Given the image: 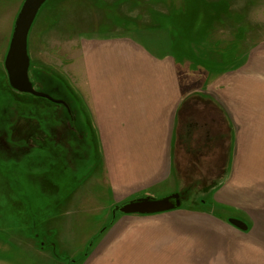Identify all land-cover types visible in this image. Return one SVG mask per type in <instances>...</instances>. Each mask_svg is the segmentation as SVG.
<instances>
[{
  "label": "rangeland",
  "instance_id": "374dc122",
  "mask_svg": "<svg viewBox=\"0 0 264 264\" xmlns=\"http://www.w3.org/2000/svg\"><path fill=\"white\" fill-rule=\"evenodd\" d=\"M23 1L0 0V259L6 264H70L87 255L104 228L107 211L97 207L106 210L108 198L101 187L90 184L92 180L69 196L66 213L53 221L62 200L74 188L72 176L82 180L93 172L97 161L90 119L77 85L82 73L81 46L95 36L132 40L154 56L171 57L180 87L190 95L186 102L197 103L202 94V99H208L207 106L223 113V122L217 126L223 145L206 147L203 157H192L195 164H177L183 168L176 189L180 196L177 210L198 215L191 217V235L207 233L196 222L213 220L211 231L215 233L210 235L223 231L231 242L235 232L228 228V219L250 224L252 219L264 218V132H258L263 128L252 123L253 129L236 132L225 116L232 102L242 118L247 112L263 113L264 0H51L38 12L28 34V77L35 91L64 101L68 109L8 86L3 62ZM211 92L221 93L222 99ZM69 110L79 137L66 127L71 122ZM206 111L201 122L210 127ZM25 123L36 127L29 143L36 142L33 133H43L46 149L25 147L29 143L12 136L14 127ZM56 129L62 135L58 139ZM236 140L253 141L254 147L247 150L255 155L234 190L230 175ZM174 150L182 161L181 150L176 146ZM93 180L102 184L99 173ZM50 182L58 183L61 190L50 187ZM87 186L89 190L82 191ZM100 190L102 196L97 195ZM216 192L224 194V202ZM41 223H49L46 228L51 225L52 235L45 242L54 243L55 248L49 246L43 252L27 243L7 242L10 234H39Z\"/></svg>",
  "mask_w": 264,
  "mask_h": 264
},
{
  "label": "crops",
  "instance_id": "0c3cea01",
  "mask_svg": "<svg viewBox=\"0 0 264 264\" xmlns=\"http://www.w3.org/2000/svg\"><path fill=\"white\" fill-rule=\"evenodd\" d=\"M81 52L82 73L77 78L78 93L90 119L97 161L93 172L82 180L72 176L75 177L74 188L62 200L58 207L60 212L53 221L66 213L69 201L71 205L69 196L90 180V184L105 191L108 204L105 205L106 210L97 207L103 213L107 211V215L102 232L96 235L97 240L92 243L93 247L85 257L69 263L264 264V218L252 219L250 224L247 223L246 232L229 226L235 232L231 242L226 241L229 236L223 235V231L211 236L215 233L211 231L213 220L196 222L209 234L191 235V217L198 215L177 209L155 215L115 213L111 225H107L113 207L138 198H162L178 193L176 189L180 188L183 168L177 164L185 162L192 165V157H203L201 153L206 147L216 149L223 145L221 132L217 134V126L223 122V113L216 106H207L208 99H202L205 96L202 94L198 95V104L186 102L190 95H185L180 87L175 61L166 55L154 56L135 41L95 36L82 44ZM236 80L237 76L230 86L233 87ZM211 93L220 100L221 93ZM224 95L227 96L226 93ZM230 99L233 100L232 97ZM230 104L225 115L226 122L234 125L236 132L253 129L252 123L263 128L258 132H264V109L263 113L257 115L247 112L246 117L244 115L242 118L236 109L237 104ZM205 110L212 123L210 127L201 122ZM175 146L181 150L182 161L177 159ZM251 147H254L251 140H236L230 175L231 189H238V183L247 175V164L254 161L255 152L247 150ZM36 148L43 151L46 146L39 142ZM195 159L197 161L198 158ZM97 173L101 178L100 186L97 180H93ZM49 186L61 190L58 183L53 185L50 182ZM85 190H89V187L82 191ZM217 192L221 201L217 199L224 202V194ZM97 195L102 196L101 190ZM238 200L241 198L237 197ZM45 224L39 225L37 235L10 234L7 242L19 245L27 243L35 251L47 252L50 244L45 239L52 235V230L51 225L46 228ZM51 246L56 247L52 242ZM0 264L6 262L0 259Z\"/></svg>",
  "mask_w": 264,
  "mask_h": 264
},
{
  "label": "water",
  "instance_id": "95a60500",
  "mask_svg": "<svg viewBox=\"0 0 264 264\" xmlns=\"http://www.w3.org/2000/svg\"><path fill=\"white\" fill-rule=\"evenodd\" d=\"M45 2L46 0L23 1L13 24L3 66L10 89L17 93L42 98L55 104H63L62 101L53 100L48 95L35 91L28 77L30 60L27 53V38L36 16ZM179 207L180 196L178 193H173L162 198L143 197L114 207L112 218L115 213L122 215H155L171 212ZM227 222L242 232H245L248 228L246 223L238 219L230 218Z\"/></svg>",
  "mask_w": 264,
  "mask_h": 264
},
{
  "label": "flooded vegetation",
  "instance_id": "af4514ba",
  "mask_svg": "<svg viewBox=\"0 0 264 264\" xmlns=\"http://www.w3.org/2000/svg\"><path fill=\"white\" fill-rule=\"evenodd\" d=\"M54 100V99H53ZM57 101H61V100H57ZM63 102V104H58V105H61V106H64L65 108H67L68 109V106L65 104V102L64 101H62ZM53 104H55V103H53ZM69 117H70V119H71V122L70 123H67V124H69V125H66V127L69 129H71V130H69L70 132H73L74 134H76L78 137H79V132L78 131H76V128H75V124H74V115H73V113H71V111L69 110ZM30 123H25L24 125L22 124L21 126H23V127H19V126H17V127H14V133H13V137H17V140L18 141H25V142H27V143H29V140H30V136H31V134H30V132L33 130V131H36V127L34 128V127H32V126H30L29 125ZM57 129L55 130V135H56V138L58 139L59 137H61L62 135L60 134V131H57ZM33 136L35 137L34 138V140L36 141L35 143H34V145H37L39 142L40 143H43V140H44V138H45V134H38L37 135V133H33ZM38 136V137H37ZM34 145H32V143L30 142L29 144H28V146L30 147V148H32V147H35ZM26 147H27V145H26Z\"/></svg>",
  "mask_w": 264,
  "mask_h": 264
},
{
  "label": "trees",
  "instance_id": "16d2710c",
  "mask_svg": "<svg viewBox=\"0 0 264 264\" xmlns=\"http://www.w3.org/2000/svg\"><path fill=\"white\" fill-rule=\"evenodd\" d=\"M51 4V0L49 1V2H45L44 3V5L41 7V9L39 10V14H40V12L42 11V10H44V8H46L48 5H50ZM56 8H54V11H57V10H55ZM39 14H37V15H39ZM38 16H36V18H37ZM36 20V19H35ZM111 222H112V220H110V222H109V224H111Z\"/></svg>",
  "mask_w": 264,
  "mask_h": 264
}]
</instances>
